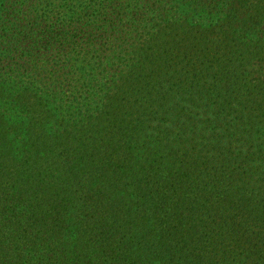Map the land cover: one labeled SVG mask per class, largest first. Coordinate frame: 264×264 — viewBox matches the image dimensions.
<instances>
[{
	"label": "trees",
	"instance_id": "16d2710c",
	"mask_svg": "<svg viewBox=\"0 0 264 264\" xmlns=\"http://www.w3.org/2000/svg\"><path fill=\"white\" fill-rule=\"evenodd\" d=\"M0 264H264V0H0Z\"/></svg>",
	"mask_w": 264,
	"mask_h": 264
}]
</instances>
